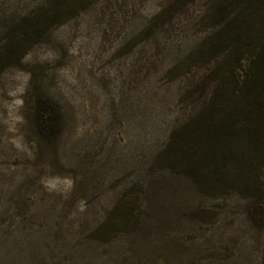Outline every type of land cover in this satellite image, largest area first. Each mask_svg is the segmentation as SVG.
Wrapping results in <instances>:
<instances>
[{"label":"rangeland","instance_id":"374dc122","mask_svg":"<svg viewBox=\"0 0 264 264\" xmlns=\"http://www.w3.org/2000/svg\"><path fill=\"white\" fill-rule=\"evenodd\" d=\"M66 1L0 0V55L50 24L0 61V264H263L264 150L240 139L254 169L217 183L181 130L216 86V0Z\"/></svg>","mask_w":264,"mask_h":264},{"label":"trees","instance_id":"16d2710c","mask_svg":"<svg viewBox=\"0 0 264 264\" xmlns=\"http://www.w3.org/2000/svg\"><path fill=\"white\" fill-rule=\"evenodd\" d=\"M69 5L70 0L59 3L53 12ZM216 17L220 27L205 43L216 51V66L211 70L216 73V86L181 130H190V136L203 145L206 154L200 159L210 160L208 152L216 155L213 173L219 183L230 159L249 160L252 166L245 150L237 148L241 140L248 147L264 150V0H216ZM48 18L49 13H44L36 22L21 24L19 31L3 42L4 54L9 57L21 48L20 59L49 27ZM30 35L36 38L24 47ZM8 65L14 64L1 65L0 71ZM241 170L248 171L247 165Z\"/></svg>","mask_w":264,"mask_h":264}]
</instances>
